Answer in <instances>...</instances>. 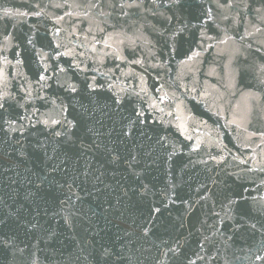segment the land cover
<instances>
[{"label":"water","instance_id":"water-1","mask_svg":"<svg viewBox=\"0 0 264 264\" xmlns=\"http://www.w3.org/2000/svg\"><path fill=\"white\" fill-rule=\"evenodd\" d=\"M129 2L0 0V264H264V0Z\"/></svg>","mask_w":264,"mask_h":264},{"label":"snow or ice","instance_id":"snow-or-ice-1","mask_svg":"<svg viewBox=\"0 0 264 264\" xmlns=\"http://www.w3.org/2000/svg\"><path fill=\"white\" fill-rule=\"evenodd\" d=\"M174 2H175V3H179V0H174ZM151 3L155 4V3H156V0H151ZM94 6H95V7H100L99 4L94 5ZM113 6L115 7L116 5H113ZM125 6H126V7H136V8H139V7H141V4H140V3H137L136 0H131V2H129V3H127V4H120V5H119V7H121V8H123V7H125ZM219 6L223 7V5H219ZM228 6L231 7L232 5L229 4ZM105 44H106V46H110V45H107V42H106V41H105ZM41 79H43V77H41ZM90 87H91V86H90ZM72 90L75 91V88H73ZM93 90H95V89L93 88ZM3 107H4V105H3V104H0V108H3ZM138 115H139V114H138ZM45 123H47V121H45ZM54 123H55V122H54ZM70 123H71V122H70ZM73 126H75V125H73ZM55 135L59 136L60 133H59V132H56ZM262 135H264V134H262ZM157 211H159V210L157 209ZM253 227H254V225H253ZM145 234H147V232H146ZM258 258H260V259H264V257H258Z\"/></svg>","mask_w":264,"mask_h":264}]
</instances>
